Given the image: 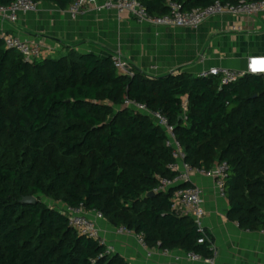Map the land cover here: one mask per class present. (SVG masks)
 I'll use <instances>...</instances> for the list:
<instances>
[{
    "label": "trees",
    "instance_id": "16d2710c",
    "mask_svg": "<svg viewBox=\"0 0 264 264\" xmlns=\"http://www.w3.org/2000/svg\"><path fill=\"white\" fill-rule=\"evenodd\" d=\"M14 0H0L9 5ZM68 9L72 0H35ZM156 17L167 0H138ZM183 10L215 0H172ZM222 2L226 0H221ZM235 1V0H232ZM130 74L105 57L69 49L33 62L0 38V264H128L77 233L41 197L100 212L108 224L141 234L152 249L213 258L210 235L175 214L171 150L153 119L126 100L159 111L174 126L192 166L226 162L228 215L264 232V82L246 74L220 84L184 71ZM26 196L35 202L24 203Z\"/></svg>",
    "mask_w": 264,
    "mask_h": 264
},
{
    "label": "crops",
    "instance_id": "0c3cea01",
    "mask_svg": "<svg viewBox=\"0 0 264 264\" xmlns=\"http://www.w3.org/2000/svg\"><path fill=\"white\" fill-rule=\"evenodd\" d=\"M231 25L238 29L230 30ZM6 34L38 43L41 59L64 55L69 49L102 57L118 54L152 77L179 71L197 76L213 66L243 71L248 58L256 69L264 68V12L244 17L220 14L186 29L141 24L130 15L94 6L73 18L68 9L39 1L38 11L19 15L14 26L0 24V38ZM192 181L203 190L202 226L212 240V264H264V232L246 230L228 215L229 200L217 195L212 179L193 176ZM98 225L110 252L128 264H209L190 260L177 249L167 256L155 249L149 257L134 234L118 233L105 219Z\"/></svg>",
    "mask_w": 264,
    "mask_h": 264
},
{
    "label": "built area",
    "instance_id": "2783aa9c",
    "mask_svg": "<svg viewBox=\"0 0 264 264\" xmlns=\"http://www.w3.org/2000/svg\"><path fill=\"white\" fill-rule=\"evenodd\" d=\"M167 5L169 12L163 16L156 17L150 15L138 0H103L100 5L97 0H72L68 7V12L73 18H76L84 14L88 7L94 6L98 10H114L119 16L130 15L136 22L141 24L186 29L198 28L209 18L220 14L244 17L264 12V0H227L224 2L215 0L208 6L191 10L181 9L180 5L172 0H167ZM38 9L39 2L35 0H14L9 5L0 4V24L14 26L19 15L35 13ZM229 29L237 30L238 27L231 25ZM2 40L4 47L15 50L24 61L33 62L42 57V49L38 43L8 34L4 35ZM112 59L117 69L130 74L128 64L120 55H112ZM246 74H258L264 82V68L261 70L256 69L252 58L247 59L246 69L243 71L224 66H213L202 70L199 76L217 78L220 84H227ZM125 104L135 111L149 115L165 132V145L170 148L172 158L168 168L174 175L172 178H161L158 187L154 191H167L171 186L183 184L176 188L170 197L171 209L177 215L191 217L195 221L198 230L203 233L202 219L205 216L204 195L203 190L193 183L192 177L202 176L212 179L217 195L221 198H226L225 178L228 170L227 163H217L209 169L192 166L186 161V153L176 137L174 126L164 115L159 111L149 110L145 104L135 100H126ZM59 211L67 217L69 226L77 233L105 244L98 225V220L104 219L100 212L86 211L83 207L63 204ZM117 232L129 235L134 234L138 243L149 257L152 255L151 251L156 249H150L141 234H136L124 227H118ZM156 250H160L161 254L165 256L170 254V250L167 249ZM107 252H110L108 248ZM187 256L190 260H203L209 264L213 263V258L204 259L194 253H187Z\"/></svg>",
    "mask_w": 264,
    "mask_h": 264
},
{
    "label": "water",
    "instance_id": "95a60500",
    "mask_svg": "<svg viewBox=\"0 0 264 264\" xmlns=\"http://www.w3.org/2000/svg\"><path fill=\"white\" fill-rule=\"evenodd\" d=\"M182 185L183 184H177V185L171 186L169 189H176ZM155 193H156L155 191L149 192L148 196L151 197V196L155 195ZM35 201H36V198L33 196H26L22 199V202H24V203L35 202Z\"/></svg>",
    "mask_w": 264,
    "mask_h": 264
},
{
    "label": "rangeland",
    "instance_id": "374dc122",
    "mask_svg": "<svg viewBox=\"0 0 264 264\" xmlns=\"http://www.w3.org/2000/svg\"><path fill=\"white\" fill-rule=\"evenodd\" d=\"M41 199L50 207H53V208H55L57 210H59L61 208L62 204L59 203V202H55L51 198H46V197L42 196Z\"/></svg>",
    "mask_w": 264,
    "mask_h": 264
}]
</instances>
